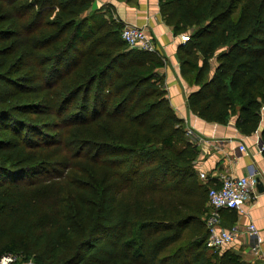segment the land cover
<instances>
[{"label": "trees", "instance_id": "trees-1", "mask_svg": "<svg viewBox=\"0 0 264 264\" xmlns=\"http://www.w3.org/2000/svg\"><path fill=\"white\" fill-rule=\"evenodd\" d=\"M93 3L0 0V259L255 264L208 246L213 179L200 181L199 149L167 97L166 58L130 48L124 24ZM159 5L176 34H190L178 50L198 87L189 108L211 122L234 119L244 135L259 131L264 146V0ZM53 113L57 121L43 119ZM93 124L102 133L76 146L49 131Z\"/></svg>", "mask_w": 264, "mask_h": 264}, {"label": "crops", "instance_id": "crops-1", "mask_svg": "<svg viewBox=\"0 0 264 264\" xmlns=\"http://www.w3.org/2000/svg\"><path fill=\"white\" fill-rule=\"evenodd\" d=\"M93 9H100L107 16L119 20L122 24L146 26L155 39L156 50L166 58L165 66L159 69L165 78L167 97L176 114L184 121L186 129H191L189 140L197 145L199 155L195 160L197 173H205L207 179L214 182L223 174L242 176L250 168L258 172L256 191L252 199L245 203L243 212L223 210L221 225L225 229L236 227L238 233L233 242L225 249H231L242 260L255 264H264V150L259 131L242 134L232 119L228 124L207 121L195 114L188 106V96L198 87L191 85L181 73L178 50L181 35L173 31L161 15L159 0H94ZM264 118V107H263ZM246 149L241 150L240 146ZM208 206V204H207ZM255 223L261 242L248 230Z\"/></svg>", "mask_w": 264, "mask_h": 264}, {"label": "built area", "instance_id": "built-area-1", "mask_svg": "<svg viewBox=\"0 0 264 264\" xmlns=\"http://www.w3.org/2000/svg\"><path fill=\"white\" fill-rule=\"evenodd\" d=\"M121 35L130 48L156 51L155 39L146 26L126 24L122 29ZM181 40L189 41L190 34H181ZM186 133L191 135L192 130L186 129ZM240 149L245 150V145H241ZM260 149L263 151L264 146L261 145ZM257 176L258 172L254 168H250L248 173L242 176L230 173L223 174L209 187L207 194L209 211L206 223L209 231L207 243L212 249L217 250L221 247H226L234 241L238 229L236 227L225 229L221 225L220 211L222 209H234L237 212H243L245 203L250 201L255 194ZM200 177L202 179L208 178L205 173H201ZM248 230L251 235L256 237L259 244L261 238L255 223L251 222L248 225ZM10 256L12 255H5L1 259L10 258Z\"/></svg>", "mask_w": 264, "mask_h": 264}, {"label": "rangeland", "instance_id": "rangeland-1", "mask_svg": "<svg viewBox=\"0 0 264 264\" xmlns=\"http://www.w3.org/2000/svg\"><path fill=\"white\" fill-rule=\"evenodd\" d=\"M55 15V12H53V14L51 15V17H53ZM6 23H0V27H6ZM185 35L188 34V33H184ZM56 116V118H55ZM43 119L45 120H51V119H56V121L58 120L57 119V114L53 113L51 115H44ZM87 127H69L67 129L64 130V128H59V129H56V128H53L52 126H50L49 128V131H52V133H55L56 131L59 132V135L63 137V142L64 141L71 145V146H76L79 144H81L83 141H89L91 138L93 137H97L99 134H100V131L102 133V130H100L99 127H97L95 124L93 125H86ZM53 129H52V128ZM61 139V138H60ZM64 146V145H63ZM72 150L69 152V154H72L74 153V147L71 148ZM66 151V149L64 150ZM77 162H80L81 163V166L84 170L86 171H91L94 173V177L97 176L99 178H102L103 177V173H102V168H95L91 162L87 161V160H84L82 157L80 158H76ZM56 192L57 191H54L51 195L47 196L45 199H44V204L43 206L46 208L48 207H52L53 206V202L56 198ZM228 246V245H227ZM226 246V247H227ZM220 249H225V246L224 247H221L219 248ZM211 251V250H210ZM17 257L16 256H10V258H6V259H1L0 260V264H35L33 262H26V263H18L17 262Z\"/></svg>", "mask_w": 264, "mask_h": 264}]
</instances>
